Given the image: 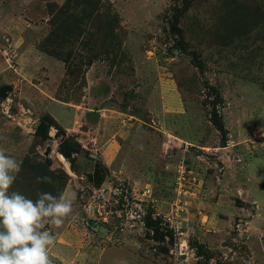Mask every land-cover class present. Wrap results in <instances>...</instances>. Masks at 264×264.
Listing matches in <instances>:
<instances>
[{
  "label": "rangeland",
  "instance_id": "obj_1",
  "mask_svg": "<svg viewBox=\"0 0 264 264\" xmlns=\"http://www.w3.org/2000/svg\"><path fill=\"white\" fill-rule=\"evenodd\" d=\"M108 1L122 50L87 65L48 41L66 0H0V203L26 157L67 174L25 264H264V0Z\"/></svg>",
  "mask_w": 264,
  "mask_h": 264
},
{
  "label": "trees",
  "instance_id": "obj_2",
  "mask_svg": "<svg viewBox=\"0 0 264 264\" xmlns=\"http://www.w3.org/2000/svg\"><path fill=\"white\" fill-rule=\"evenodd\" d=\"M76 6L82 8L80 14L73 13ZM53 16L54 29L51 36L56 38V41L51 39L48 41L52 46L51 50L54 48L56 57L64 62L69 60V53L79 48L81 49L77 50V55L82 59L94 58L87 65H91L101 57L112 59L118 51L122 50L118 37L120 19L108 0H66ZM59 40L72 41L73 49L70 52L65 50V45L62 46ZM44 128L45 124L41 123L38 125L37 132L42 133ZM66 178L65 171L52 169L44 162L32 161L29 157L23 160L19 175L14 182L15 185L8 190L9 196L0 203V251L11 252L9 260H4L0 264H22L39 239L38 236H31L24 230L26 223L24 205L33 203L40 210L41 205L47 201L53 206L56 205L60 194L50 200L46 197L54 195L56 190L61 193L64 190ZM30 179L36 181L31 189L28 185ZM53 210L54 207L49 213L41 211L50 217Z\"/></svg>",
  "mask_w": 264,
  "mask_h": 264
},
{
  "label": "built area",
  "instance_id": "obj_3",
  "mask_svg": "<svg viewBox=\"0 0 264 264\" xmlns=\"http://www.w3.org/2000/svg\"><path fill=\"white\" fill-rule=\"evenodd\" d=\"M174 209L175 210H172L171 214L167 216V221H169V227H172V229L175 232H179L180 234L182 233L180 229H181V226H183V221H184V219L180 217V215H183V213L186 211H185L184 206L180 205V203H177Z\"/></svg>",
  "mask_w": 264,
  "mask_h": 264
},
{
  "label": "crops",
  "instance_id": "obj_4",
  "mask_svg": "<svg viewBox=\"0 0 264 264\" xmlns=\"http://www.w3.org/2000/svg\"><path fill=\"white\" fill-rule=\"evenodd\" d=\"M101 117H102V116H101ZM116 135H117V134H116ZM116 135H115V136H116ZM115 136L113 137L114 140H113V138L111 139V141H110L111 144H109V145H112L113 142H115V138H116ZM105 153L107 154L108 152L105 151ZM88 221H89V220H88ZM53 222H55V215H54V217L52 216V221H51V223H53ZM49 231H50V232H49ZM54 231H55V230L52 229V224H50L49 228L46 229V231H44V234H43L42 239H43V238H47L48 236H52L53 234H51V232H54ZM59 235H60V238H58V239H61V238L66 237V236H67V238H68V237H72V235L70 236V235H66V234H64V233H61V234H59ZM59 235H56V236L58 237ZM51 238H53V237H51ZM54 238H56V237H54ZM63 241H64L65 243L67 242V241L64 240V239H63ZM38 244H39V242L35 244L34 248H33L32 251H31V253H29V255L27 256L26 260L24 261V264L27 263V259H29V256H31V254L36 250ZM103 251H106V250L104 249Z\"/></svg>",
  "mask_w": 264,
  "mask_h": 264
},
{
  "label": "water",
  "instance_id": "obj_5",
  "mask_svg": "<svg viewBox=\"0 0 264 264\" xmlns=\"http://www.w3.org/2000/svg\"><path fill=\"white\" fill-rule=\"evenodd\" d=\"M88 224L90 226H94L95 228H100L101 230H104V228L100 227L94 220H89Z\"/></svg>",
  "mask_w": 264,
  "mask_h": 264
},
{
  "label": "bare ground",
  "instance_id": "obj_6",
  "mask_svg": "<svg viewBox=\"0 0 264 264\" xmlns=\"http://www.w3.org/2000/svg\"><path fill=\"white\" fill-rule=\"evenodd\" d=\"M63 158V156H61V159Z\"/></svg>",
  "mask_w": 264,
  "mask_h": 264
}]
</instances>
